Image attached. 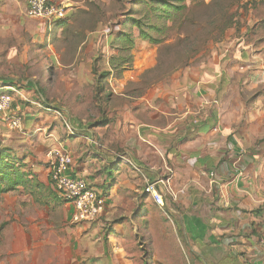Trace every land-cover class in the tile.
Masks as SVG:
<instances>
[{"label": "crops", "instance_id": "crops-1", "mask_svg": "<svg viewBox=\"0 0 264 264\" xmlns=\"http://www.w3.org/2000/svg\"><path fill=\"white\" fill-rule=\"evenodd\" d=\"M54 1L67 7L54 24L27 18L28 0H0L2 18L35 25L32 34L60 33L78 27L91 3L104 2ZM241 5L235 24L204 62L191 60L171 76L168 87L146 91L131 107L116 109L108 123L97 124L101 118L81 127L85 132L76 137L45 109L49 106L35 86L15 85L19 95L11 107L22 116V128L7 130L2 124V144L22 160L36 184L2 194V264H140L139 253L122 246L123 223L108 234L103 223L144 195L138 193L146 179L156 178L166 180L172 205L166 199L164 207L181 232L172 257L162 264H183L181 240L194 262L199 248L207 246L208 255L222 249L224 259L264 264V6L257 0ZM48 47L52 51V44ZM4 56L0 70L14 62ZM51 59L55 66L57 59ZM1 78L0 71V84L5 83ZM55 146L70 152L71 176L104 194L105 207L96 219H78L73 204L57 203L47 157ZM160 181L165 200L167 188Z\"/></svg>", "mask_w": 264, "mask_h": 264}, {"label": "rangeland", "instance_id": "rangeland-1", "mask_svg": "<svg viewBox=\"0 0 264 264\" xmlns=\"http://www.w3.org/2000/svg\"><path fill=\"white\" fill-rule=\"evenodd\" d=\"M131 1H95L91 3V14L84 16L78 27L71 26L60 33L54 30L51 32L41 30L40 35L29 33L35 25L4 20L0 9V56H10L14 60L12 64L5 62L1 67L0 71L4 76L1 81L17 85L19 88L32 89L35 86L49 106L45 109L53 111L55 108L62 111L79 129L75 132L78 135L82 134L85 131H81V127L90 126L104 117L112 118L116 109L131 107L146 91L168 87L171 76L191 60L204 62L209 49L222 41L226 30L235 24L233 19L241 9L243 0H198L192 3L187 1V8L182 12H172L169 18H151L148 23L155 24L161 29L159 32L147 30L153 38L159 40L157 44L140 38L138 29L131 23H125L129 10L137 11V17L147 10V5H134ZM39 21L47 24L56 22ZM117 25L121 33L113 35V28ZM85 27L90 31L89 34L83 29ZM223 28L224 33L219 36ZM125 36H129L132 42L124 38ZM49 44L53 46L52 51L48 47ZM51 58L57 59L55 66ZM105 70L111 75L97 83L98 74ZM2 124L7 130L11 129L0 118V145ZM123 157L126 158L125 155ZM146 180L164 182L167 188L164 202L167 199L168 206H171L172 197L166 180L163 178ZM141 193L146 194L143 184L139 186L138 194ZM56 196L59 198L57 194ZM140 197L138 195L134 203L122 205L110 215L103 223L102 231L110 232L111 229L120 228L116 224L123 223L122 246L125 251L139 253L140 264H162V259L172 257L170 252L175 250V238L180 237L181 232L175 227L173 215L168 209L165 207L159 209L148 199L145 205L147 204L150 212L144 216L133 217ZM179 245L185 256L183 264H239L232 257L224 259L222 249L211 251L208 255L207 246L203 250L199 248V260L194 262L186 244L181 240ZM153 253H159V256H152ZM210 255L213 259L208 257ZM14 258V255H11L10 259ZM0 264H2V194ZM166 264L178 262L167 261Z\"/></svg>", "mask_w": 264, "mask_h": 264}, {"label": "built area", "instance_id": "built-area-1", "mask_svg": "<svg viewBox=\"0 0 264 264\" xmlns=\"http://www.w3.org/2000/svg\"><path fill=\"white\" fill-rule=\"evenodd\" d=\"M264 6V0H257ZM25 16L30 19L59 21L65 17L66 5L54 0H28ZM14 94L19 95L18 88L12 84H0V118L11 129L22 128V116L15 110L12 111ZM41 104V103H39ZM42 105V104H41ZM54 114L61 120L66 132L78 136L65 114L53 109ZM50 161L49 179L58 197L66 203H71L77 209V217L82 220H91L105 207V196L98 189L90 186L88 181L70 174L73 163L70 152L63 146H55L47 152ZM133 171L141 173L140 168L129 162ZM162 182H149L145 180L144 191L155 205L163 209L165 206L160 184Z\"/></svg>", "mask_w": 264, "mask_h": 264}, {"label": "trees", "instance_id": "trees-1", "mask_svg": "<svg viewBox=\"0 0 264 264\" xmlns=\"http://www.w3.org/2000/svg\"><path fill=\"white\" fill-rule=\"evenodd\" d=\"M187 1L192 3L198 0H132L131 3L134 5H147V10L139 17L136 16L137 11L133 9L129 10L130 12L128 13V18L125 23H131L132 26L136 27L139 31L140 38L147 40L150 43L157 44L159 43V40L153 38L147 30L159 32L161 29L157 25L148 22L151 18H169L170 13L172 12H182L187 8ZM112 33L113 35L121 33L118 29V25L116 28H113ZM223 33L224 28L219 36H222ZM124 38H127L128 41L132 42V39L129 36H125ZM110 75V72L105 70L98 74L96 82L99 83L101 79ZM108 121V118L104 117L96 123L102 125L108 123ZM35 184V179L30 176V173L26 170L25 164L22 163V160L14 155L12 149L3 144L0 145V195L16 191L19 187L26 190ZM145 195L146 194L140 197V202L132 214L133 217L144 216L149 212L145 205ZM57 203L60 204L65 202L60 198H57ZM106 233L108 234L110 232Z\"/></svg>", "mask_w": 264, "mask_h": 264}]
</instances>
